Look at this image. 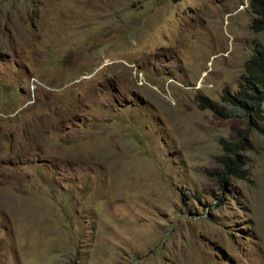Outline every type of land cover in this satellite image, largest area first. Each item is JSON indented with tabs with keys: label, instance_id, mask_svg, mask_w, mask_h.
<instances>
[{
	"label": "rangeland",
	"instance_id": "obj_1",
	"mask_svg": "<svg viewBox=\"0 0 264 264\" xmlns=\"http://www.w3.org/2000/svg\"><path fill=\"white\" fill-rule=\"evenodd\" d=\"M251 19L249 0H0V264H264V101L222 99L264 45ZM220 140L244 178L213 177Z\"/></svg>",
	"mask_w": 264,
	"mask_h": 264
},
{
	"label": "trees",
	"instance_id": "obj_2",
	"mask_svg": "<svg viewBox=\"0 0 264 264\" xmlns=\"http://www.w3.org/2000/svg\"><path fill=\"white\" fill-rule=\"evenodd\" d=\"M249 10L252 14L251 29L255 32L264 31V0H249ZM240 78L242 81L239 90L233 95L225 91L222 99L241 108L249 115L250 111L254 109V105L258 107L264 101V45L254 48L253 54L244 63V72ZM195 99L200 109H210L217 115L225 116L221 108L212 100L201 94H196ZM258 129L264 135V129ZM220 143L222 145V154L216 158L219 169L212 173L213 177L222 182L227 175L244 178L247 174L244 168L245 162L236 153L235 143L225 140H220Z\"/></svg>",
	"mask_w": 264,
	"mask_h": 264
},
{
	"label": "clouds",
	"instance_id": "obj_3",
	"mask_svg": "<svg viewBox=\"0 0 264 264\" xmlns=\"http://www.w3.org/2000/svg\"><path fill=\"white\" fill-rule=\"evenodd\" d=\"M178 1H179V0H178ZM173 2H177V1H173ZM242 7L244 8V7H246V6H242ZM205 71L207 72V74L204 76L203 83L206 85L207 83L205 82V77L208 75V73H209V71H210V68H209L208 70H205ZM203 72H204V71H203ZM203 72H202V73H203ZM201 76H202V75H201ZM200 78H201V77H200ZM200 78H199V79H200ZM197 81H198V80H197ZM197 81H196V82H197ZM196 82H195V83H196ZM140 83H143L142 79H140ZM195 83H194V84H195ZM192 85H193V84H192ZM188 86H190V85H188ZM194 91H197V90H194Z\"/></svg>",
	"mask_w": 264,
	"mask_h": 264
}]
</instances>
